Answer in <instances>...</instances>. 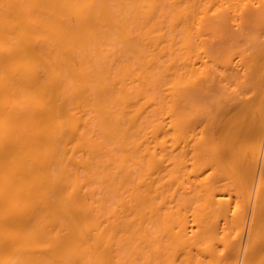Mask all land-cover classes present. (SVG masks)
I'll use <instances>...</instances> for the list:
<instances>
[{
  "label": "bare ground",
  "instance_id": "1",
  "mask_svg": "<svg viewBox=\"0 0 264 264\" xmlns=\"http://www.w3.org/2000/svg\"><path fill=\"white\" fill-rule=\"evenodd\" d=\"M0 264H264V0H0Z\"/></svg>",
  "mask_w": 264,
  "mask_h": 264
}]
</instances>
